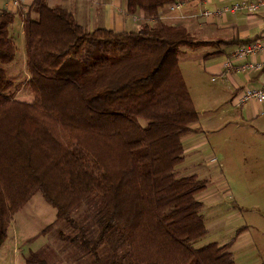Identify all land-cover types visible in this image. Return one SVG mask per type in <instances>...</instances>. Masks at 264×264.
<instances>
[{
	"label": "trees",
	"instance_id": "16d2710c",
	"mask_svg": "<svg viewBox=\"0 0 264 264\" xmlns=\"http://www.w3.org/2000/svg\"><path fill=\"white\" fill-rule=\"evenodd\" d=\"M179 1L128 0L129 14L148 18L115 31L35 0L24 17L32 102L14 96L15 15L0 11V247L41 193L92 264H236L229 244L196 246L208 233L197 197L206 181L176 170L199 119L179 54L204 45L161 19ZM84 204L92 223L74 217ZM27 262L46 264L35 253Z\"/></svg>",
	"mask_w": 264,
	"mask_h": 264
},
{
	"label": "rangeland",
	"instance_id": "374dc122",
	"mask_svg": "<svg viewBox=\"0 0 264 264\" xmlns=\"http://www.w3.org/2000/svg\"><path fill=\"white\" fill-rule=\"evenodd\" d=\"M11 26L17 54L6 68L16 83L14 96L32 102L35 93L29 84L25 34L15 23ZM199 52L182 48L179 66L198 114L207 118L210 111H219V98L213 102L216 83L210 78L214 74L204 71V57ZM215 115L207 129L190 137L194 142L207 139L208 144L190 151L193 141L186 140L185 160L176 167L181 176L197 174L206 181L197 197L203 203L208 233L196 246L229 244L236 264H264V140L252 133L250 122L229 116L219 120ZM89 208L84 204L74 213L79 223H92ZM55 219V208L41 193L35 194L14 215L8 238L0 247V264H28L33 253L46 264H92L91 257L71 242L77 229ZM108 246L106 243L102 250L108 251Z\"/></svg>",
	"mask_w": 264,
	"mask_h": 264
},
{
	"label": "crops",
	"instance_id": "0c3cea01",
	"mask_svg": "<svg viewBox=\"0 0 264 264\" xmlns=\"http://www.w3.org/2000/svg\"><path fill=\"white\" fill-rule=\"evenodd\" d=\"M35 0H23L22 7H16L13 0H0V11L8 10L14 13V20L17 27L24 31L25 14L33 6ZM128 0H47L50 6H61L74 13L80 24L93 30L96 28H108L115 31H125L137 29L148 17L141 9L135 15L127 12ZM182 7L179 10H171L169 6L163 9L161 19L169 24L184 25L198 40L204 45L194 48L199 55H203L205 62L204 71L214 74L210 80L216 76V91L213 102L218 105L219 120L222 117H233L237 120H246L252 126V133L261 135L264 140V102L250 101L240 108H229L232 105V98L245 87H261L264 83V66L257 70H225L224 64L233 60V53L236 49L247 42H251L260 37L264 23V9L256 13L245 11L227 12L217 15L216 10L226 5L243 0H180ZM257 1V0H249ZM204 10H209L212 15L202 16ZM37 17L36 13H32ZM137 16L138 20H134ZM18 18V19H17ZM153 19L151 24L155 25ZM10 25L9 33L12 36ZM14 29V28H13ZM190 49V48H189ZM252 60L264 65V53L252 57ZM12 63V62H11ZM9 65V64H8ZM29 69V68H28ZM210 72V73H209ZM185 79V78H184ZM228 102V103H227ZM209 107V102H206ZM205 107V108H208ZM210 108V107H209ZM232 109V110H231ZM215 113L209 112L207 118L199 115L198 122L194 125L197 131L191 132L183 137L185 141H193L190 138L204 131L207 125H211L216 118ZM211 122V123H210ZM207 139L193 141L189 144L190 151H196L200 147L207 145ZM186 152V151H185ZM186 155V154H185Z\"/></svg>",
	"mask_w": 264,
	"mask_h": 264
},
{
	"label": "built area",
	"instance_id": "2783aa9c",
	"mask_svg": "<svg viewBox=\"0 0 264 264\" xmlns=\"http://www.w3.org/2000/svg\"><path fill=\"white\" fill-rule=\"evenodd\" d=\"M14 5L16 7H22L23 0H13ZM182 2H176L169 5L171 10H179L182 7ZM264 9V0L257 1H249L243 0L239 2H235L230 5H226L220 9L216 10L217 15L225 14L227 12H239L245 11L249 13H256ZM202 16L209 17L212 15V12L209 10H204L201 13ZM134 20H138L137 16H133ZM153 21V19H149V22ZM264 53V23L262 26L261 35L259 38L244 43L240 45L236 51L233 53V60H229L226 64H224L225 70H239V71H247V70H257L262 69L263 64L257 63L252 60V57L260 55ZM216 77H213L211 80L215 81ZM250 101L256 102H264V83L261 87H245L243 89H239V91L232 98V106L235 108H240L246 103Z\"/></svg>",
	"mask_w": 264,
	"mask_h": 264
}]
</instances>
